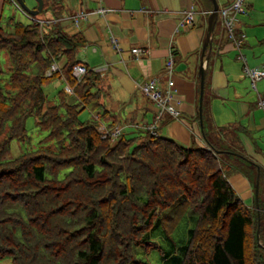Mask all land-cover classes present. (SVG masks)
Instances as JSON below:
<instances>
[{"label": "trees", "instance_id": "1", "mask_svg": "<svg viewBox=\"0 0 264 264\" xmlns=\"http://www.w3.org/2000/svg\"><path fill=\"white\" fill-rule=\"evenodd\" d=\"M85 43L58 22L42 32L35 20L4 21L0 13V259L264 264L261 182L262 245L257 208L242 200L224 162L244 155L208 131L206 147L149 131L117 143L104 138L100 122L112 116L102 101L104 77L87 65L81 79L73 75ZM55 63L59 70L49 74ZM58 79L73 93L62 87L50 95ZM86 111L93 116L84 119ZM30 117L47 135L9 158L13 141L31 142Z\"/></svg>", "mask_w": 264, "mask_h": 264}, {"label": "crops", "instance_id": "2", "mask_svg": "<svg viewBox=\"0 0 264 264\" xmlns=\"http://www.w3.org/2000/svg\"><path fill=\"white\" fill-rule=\"evenodd\" d=\"M217 1L222 9L236 0ZM2 7L0 0V13ZM82 7L89 17L77 26L72 18ZM100 7L108 12L98 13ZM45 8L67 33L84 37L86 43L77 59L104 77L107 92L102 101L112 116L109 121H101L99 128L116 121L114 126L124 125L126 136L146 131L157 117V108L138 83L159 77L166 95L171 76L165 62L173 54L172 79L177 93L171 104L180 115L175 118L163 113L158 133L186 146L206 147L208 131L213 142L243 154L245 157L224 156L225 166L232 171L231 184L252 207L256 206L255 184L260 175L264 230V108L259 104L264 98V79L254 89L245 73L246 65L264 66V0H246L245 12L239 15L238 36L245 35L241 51L227 36L219 15L213 47L207 50L210 59L204 65V132L199 116L200 67L213 10L211 0H45ZM191 8L207 14L199 17L194 28L178 31ZM136 48L144 50L140 57L133 53ZM65 60L62 57L60 67ZM67 86L63 79L55 80L49 93L53 95ZM88 113H83L84 119Z\"/></svg>", "mask_w": 264, "mask_h": 264}, {"label": "built area", "instance_id": "3", "mask_svg": "<svg viewBox=\"0 0 264 264\" xmlns=\"http://www.w3.org/2000/svg\"><path fill=\"white\" fill-rule=\"evenodd\" d=\"M16 2V1H15ZM17 6L25 13L30 19L35 20L41 27V31L45 32L50 30L53 25L56 23L55 20H40L36 17L30 16L27 14L21 6L16 2ZM246 0H236L234 4L228 8H222L219 10V15L222 20V24L225 28L227 36L233 42L234 46L241 51L243 46L245 35L239 34L238 29V22H239V15L245 12ZM97 12L100 14L105 15L108 10L105 7H100L97 9ZM207 12L197 10L195 8L189 9L183 19L179 23L178 31L189 30L197 26L199 17L202 15H206ZM89 17L88 10L86 8H80L73 16V22L75 25H79L83 21H87ZM133 53L140 57L141 54L144 53V50L141 48H136L133 50ZM165 69L168 71V74L171 76L169 79V90L165 95L163 93L162 87V79L159 77L152 78L146 82H139L138 86L141 91L152 101V103L157 108V117L155 121L148 125L145 130L151 132L153 135H158V123L163 113L168 112L175 118H179L180 112L171 104L172 99L175 97L177 90L174 88V81L172 79V75L174 72V57L173 54L170 55L166 62H165ZM59 66L55 63L49 74L58 71ZM87 72V66L85 64L79 63L75 65L73 69V75L77 79H81ZM245 73L250 78L252 82V87L257 89V84L260 80L264 79V66H257V67H249L246 65ZM66 91L70 94L73 93L72 88L68 85L66 87ZM260 106L264 108V98L260 99L259 102ZM100 131L103 133L104 138H109L112 143H117L125 132L124 125L118 124L113 126L112 128L107 127L106 125H101L99 128Z\"/></svg>", "mask_w": 264, "mask_h": 264}, {"label": "water", "instance_id": "4", "mask_svg": "<svg viewBox=\"0 0 264 264\" xmlns=\"http://www.w3.org/2000/svg\"><path fill=\"white\" fill-rule=\"evenodd\" d=\"M211 1L213 3V10L209 14L208 32H207V36H206L204 47H203L202 61H201V67H200L199 116H200V124H201L203 132H204L203 101H204L205 78H206V70L204 68V65H205V62L210 59V55L207 53V50L208 49L211 50L213 47V36L215 32V27L219 19V10H220L218 1L217 0H211ZM17 2L27 14L33 17H37L44 10V7H45V0H36L38 4L36 8L29 6L26 0H17ZM259 192H260V175H258V180L256 182L255 196H256V208L258 211V218H259L258 240H259V243L262 245L261 238H260L261 213H260V203H259Z\"/></svg>", "mask_w": 264, "mask_h": 264}, {"label": "rangeland", "instance_id": "5", "mask_svg": "<svg viewBox=\"0 0 264 264\" xmlns=\"http://www.w3.org/2000/svg\"><path fill=\"white\" fill-rule=\"evenodd\" d=\"M17 2V0H15ZM5 2L2 7V14L4 21H8L9 18L13 17L17 21H23L28 22L29 18L25 13L22 12V10L17 6L16 2ZM27 4L29 6L36 5L35 0H26ZM38 18L41 20H53L52 16L49 14V11L47 8H45L39 15ZM47 92L49 93L50 88H46ZM51 95V94H50ZM92 116L90 113H88V117ZM27 128L28 131L32 137V140L30 143L24 144L19 141H13L12 143V152L9 156V158L17 157L19 154L25 152L28 149H31L39 144V142L47 135V132L42 131L38 125L36 124V119L34 117H30L27 121ZM140 133L136 132V135H139ZM222 145H225L222 143ZM258 177V175H257ZM257 182V179H256ZM256 187V184H255ZM154 254L151 255L152 261H157V258L153 257ZM0 264H13L12 259L10 257H4L0 259Z\"/></svg>", "mask_w": 264, "mask_h": 264}]
</instances>
